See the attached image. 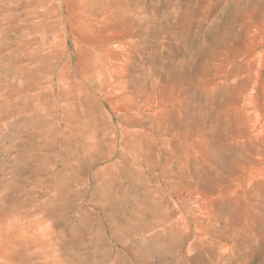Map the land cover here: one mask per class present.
Segmentation results:
<instances>
[{"label":"rangeland","instance_id":"rangeland-1","mask_svg":"<svg viewBox=\"0 0 264 264\" xmlns=\"http://www.w3.org/2000/svg\"><path fill=\"white\" fill-rule=\"evenodd\" d=\"M0 264H264V0H0Z\"/></svg>","mask_w":264,"mask_h":264}]
</instances>
